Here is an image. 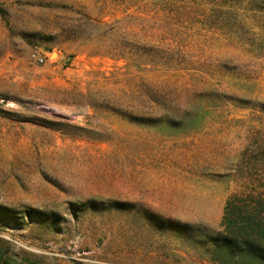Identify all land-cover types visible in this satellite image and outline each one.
I'll return each mask as SVG.
<instances>
[{
  "label": "rangeland",
  "instance_id": "1",
  "mask_svg": "<svg viewBox=\"0 0 264 264\" xmlns=\"http://www.w3.org/2000/svg\"><path fill=\"white\" fill-rule=\"evenodd\" d=\"M0 8V264H212L264 197V0Z\"/></svg>",
  "mask_w": 264,
  "mask_h": 264
},
{
  "label": "trees",
  "instance_id": "2",
  "mask_svg": "<svg viewBox=\"0 0 264 264\" xmlns=\"http://www.w3.org/2000/svg\"><path fill=\"white\" fill-rule=\"evenodd\" d=\"M200 228L192 231V244L210 241L212 264H264V197H230L219 230Z\"/></svg>",
  "mask_w": 264,
  "mask_h": 264
}]
</instances>
